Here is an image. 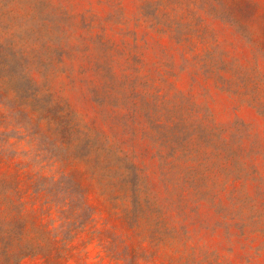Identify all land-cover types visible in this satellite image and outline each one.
<instances>
[{
  "label": "rangeland",
  "instance_id": "rangeland-1",
  "mask_svg": "<svg viewBox=\"0 0 264 264\" xmlns=\"http://www.w3.org/2000/svg\"><path fill=\"white\" fill-rule=\"evenodd\" d=\"M263 20L264 0H0V177L20 191L0 196V219L17 201L49 219L36 173L91 167L49 145L48 120L67 121L130 161L107 171L136 165L135 185L84 181L96 224L141 264H264ZM84 239L63 264H117Z\"/></svg>",
  "mask_w": 264,
  "mask_h": 264
},
{
  "label": "trees",
  "instance_id": "trees-1",
  "mask_svg": "<svg viewBox=\"0 0 264 264\" xmlns=\"http://www.w3.org/2000/svg\"><path fill=\"white\" fill-rule=\"evenodd\" d=\"M241 24L245 25L243 22ZM257 40L264 49V20L258 28ZM43 112L45 115L57 117L47 109ZM48 125V134L45 136L49 145L60 151L65 159L75 156L89 161L91 167L86 171L90 177L102 181L112 172L122 181L131 180L134 185L139 180L136 165L132 162L128 165V171H124L120 166L107 171L113 166V162L128 164L130 161L99 134L83 132L67 121L60 120L53 125L48 120ZM86 171L61 168L58 174L36 173L37 177L30 187L34 196L40 200L37 211L39 214L47 213L51 216L47 220L37 221L34 217L22 213L20 202L13 203L15 205L10 220L5 222L0 219V244L5 264H20L27 256L40 257L45 264H63L76 255L74 241L83 234V246L96 241V245L105 255L117 264H141L137 247L128 244L127 234L116 233L96 224L95 209L87 196L89 185L84 181ZM17 176L18 174H11L0 177V196L11 189L17 198L20 197L16 185ZM134 216V211L130 210L124 215L123 221L132 225ZM28 221L31 230L24 238L21 230ZM5 224L11 227L9 231L4 229Z\"/></svg>",
  "mask_w": 264,
  "mask_h": 264
}]
</instances>
